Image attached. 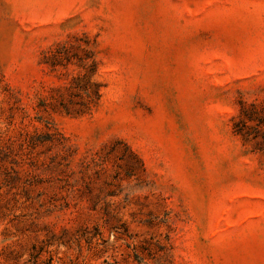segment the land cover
<instances>
[{
  "label": "rangeland",
  "instance_id": "rangeland-1",
  "mask_svg": "<svg viewBox=\"0 0 264 264\" xmlns=\"http://www.w3.org/2000/svg\"><path fill=\"white\" fill-rule=\"evenodd\" d=\"M74 37L103 85L80 115L51 108L79 69L42 62ZM239 99L264 100V0H0V264H264Z\"/></svg>",
  "mask_w": 264,
  "mask_h": 264
},
{
  "label": "trees",
  "instance_id": "trees-1",
  "mask_svg": "<svg viewBox=\"0 0 264 264\" xmlns=\"http://www.w3.org/2000/svg\"><path fill=\"white\" fill-rule=\"evenodd\" d=\"M80 40L74 37L73 40L57 42L45 52L42 61L50 70L67 65H75L79 69L66 82L52 87L51 108L66 114L80 115L91 111L98 104L103 86L93 78L97 70L94 51ZM50 103L41 106L45 109ZM232 130L243 140L253 142L255 149L264 152V100L247 102L239 99Z\"/></svg>",
  "mask_w": 264,
  "mask_h": 264
}]
</instances>
